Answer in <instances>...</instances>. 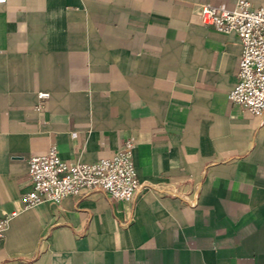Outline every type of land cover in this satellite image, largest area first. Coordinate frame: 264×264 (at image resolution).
Listing matches in <instances>:
<instances>
[{"label": "crops", "instance_id": "1", "mask_svg": "<svg viewBox=\"0 0 264 264\" xmlns=\"http://www.w3.org/2000/svg\"><path fill=\"white\" fill-rule=\"evenodd\" d=\"M206 2L237 0L0 2V215L54 143L93 161L131 137L146 184L19 210L0 264H264V113L229 98L241 42Z\"/></svg>", "mask_w": 264, "mask_h": 264}, {"label": "built area", "instance_id": "2", "mask_svg": "<svg viewBox=\"0 0 264 264\" xmlns=\"http://www.w3.org/2000/svg\"><path fill=\"white\" fill-rule=\"evenodd\" d=\"M197 10L206 25L238 33V81L228 95L251 112L264 113V0L259 5L252 0H237L232 8L206 2ZM49 95L48 91H39L41 98ZM134 150L135 142L129 137L116 152L93 161L64 158L56 143L47 152L32 156L28 173L31 188L21 195L19 209L0 215V238L19 210L42 202L61 203L67 196L86 195L95 189L112 198L132 200L146 186L139 179Z\"/></svg>", "mask_w": 264, "mask_h": 264}]
</instances>
